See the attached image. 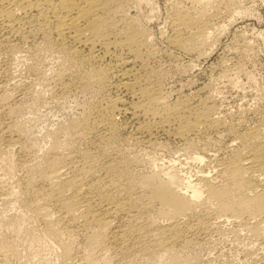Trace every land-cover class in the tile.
I'll use <instances>...</instances> for the list:
<instances>
[{
    "label": "bare ground",
    "instance_id": "obj_1",
    "mask_svg": "<svg viewBox=\"0 0 264 264\" xmlns=\"http://www.w3.org/2000/svg\"><path fill=\"white\" fill-rule=\"evenodd\" d=\"M196 1L200 4V2L206 0ZM123 3L124 0H0V49L4 48L5 50V48H9V50L17 52L15 49H23L22 47L26 45L24 43H30L31 41L33 45H35L33 41L37 43L35 46L42 45L48 47L47 51L49 48L57 47L60 52L59 54L62 55L59 58L62 57V61L63 58L67 61V66H63L60 69V71L62 70L59 72L60 78H63L64 75L65 77H69L68 79H75L82 87L96 85L103 88L106 85H111V87L113 85L119 90L122 89L121 93L116 92L118 94H113L110 97L107 96L108 98L105 103L102 106L100 104L101 107L99 108L97 105L96 110H94L95 103L92 106L89 103L90 105H87L86 108H84V103V112L80 117L78 116V119L73 118L75 120H69V125L68 122L67 125L63 123L64 125L61 124L58 129H56V125L55 129L53 127V130L50 129L49 132H46L49 137L47 139L49 143L47 141L48 145L46 148H41L43 151L39 155H35V158L23 159L21 166L25 168L24 176L19 178V180L16 179L17 181L14 184L10 183L9 187L0 185V199H6L9 195L11 197L14 194V199L21 201L20 203L23 205L22 212L25 214L30 212L33 221L39 220L42 222L41 226H38L35 222L33 224H25V231L29 237H50L55 239L62 248V251H60L62 264H97L98 260L95 258V252L97 251L103 252L105 250L108 251V249L118 248L119 251L125 253L133 251V254H135V250L140 252L143 248H148L149 246H154L155 252L158 251L160 253V256L157 254L159 256L157 259L156 257L154 258V260L156 259L155 264H177L181 263V261L185 262V264H190L191 261L189 262V259L180 257V253H178L180 250H175L174 245L178 240L189 241L191 238H189L188 232L191 231L192 227L200 225L204 219H207L211 210L216 212L218 217H222L224 221L237 220L240 225L246 226L252 231L253 235L256 234L257 237H259L258 235L263 236L264 131L262 127L264 124L262 122V127L255 124L248 127L242 133L239 132L240 134L236 133L235 139L239 143V148L235 150V153L232 152L233 156L231 155L232 157L228 158V161L225 160L222 170H219L217 174H210L211 172L202 169L196 180L191 175L183 173V170L176 167V164L173 163L171 166L159 164L161 165L160 168L158 165L157 168H152L153 170L149 173H144L140 178L139 174L138 178L134 179L135 176H133L134 178L132 177V169H130L131 160L127 156L129 153L126 155L123 151L120 152L118 151L119 149L113 148L114 142L119 141L117 139L120 137V132L128 131L126 121V123L117 122L116 115H119V113L129 112L133 117L144 118V120L142 119L143 121H138L134 129L132 128V130L121 137V140L126 145L133 142L134 144L137 142L136 145H138L139 141H143L146 136L151 138L158 130H163L167 135H175L186 140L191 138L193 134L195 135L197 132L203 130L224 131L227 129L225 132H228V129L231 131L234 125L232 122L228 123V120L224 121L225 119H222L223 115V117L212 116L207 105L203 107V105L200 106L198 103H193L190 97L191 93H189L191 94L190 96L175 100L176 102L167 103L166 101H162L163 99L161 100L160 92L158 93V90L154 86L152 87L146 81L145 83L142 82V75L139 74L138 68L139 63L138 67L136 63L138 61L143 63L151 50H145L148 44L144 46V39L148 34L147 30L145 31V29L137 27L138 25L136 26L133 23L135 22L134 20L132 22L125 21V23L124 20L128 19L123 18L124 20L120 23L125 24V28H123L125 29V35L121 38L120 36L116 37L114 34L112 35V32L121 29L115 26V23L118 22L115 21L116 18L112 19L114 18L112 13L115 14L121 10L124 6ZM207 10L209 9L201 8L198 12L196 11L197 13L194 12L196 14L189 13L188 11L178 12L175 19L177 20L179 25L177 27L179 29L177 28V33L171 38L172 42L177 43L178 46L182 45L190 48L199 44L203 45L204 41H208L212 37L210 28L213 27L214 23H211L210 16L212 15L208 14ZM118 13L122 14L123 11ZM119 16L121 17V15ZM176 20L174 21L176 22ZM115 27L118 29L114 30ZM118 49L124 51L120 52ZM117 50L119 52L114 53ZM52 53L54 52L52 51ZM112 53L115 54L113 60H107L108 62L103 65L99 64V67L94 66L96 61L105 58L107 55L111 56ZM84 65L87 68L82 70V66ZM40 68L42 69V67ZM66 80L64 79V82ZM7 82L5 78L0 77V112H4L10 116L9 121L0 123V142L2 141V136H8H6L5 145L3 146V143L0 146V158L5 160L7 158L9 160V150L23 139H20L21 124L16 117L17 113L14 114L18 112V109L20 112L22 99L12 97L13 94L11 95V92L7 89L10 83L8 82V84ZM67 83L69 84L70 82L66 81L65 84L67 85ZM64 85L63 87L66 89ZM90 87H87V90ZM100 88L98 89L100 90ZM84 89L83 92L85 91ZM88 92L91 91L89 90ZM42 93L41 96L43 97L45 94L43 93L44 95H42ZM126 96H130L131 99H128ZM41 99L44 100L43 98ZM42 100L40 101L41 105H43ZM28 102L30 103V101H27V104ZM31 103L35 105V102ZM38 105L40 106V104ZM156 116H160L162 119L159 123L157 122L158 125L154 122L156 126L154 123L145 120ZM119 121L121 122V120ZM20 122L23 124L24 120L22 121L21 119ZM221 133L223 134V132ZM75 135L80 138H90L95 150L79 145L81 143L74 139ZM73 139L76 143H79V146L74 144L75 141L73 142ZM88 140L87 142L90 141ZM191 142L193 141H189L188 145H192ZM231 142L233 143V141ZM83 143L85 142L83 141ZM159 144L161 145V143ZM124 147L130 148L128 145H124ZM188 147L191 146L189 145ZM195 153L194 157H190L198 161L202 160L203 162L206 154L204 155L199 151ZM213 155L215 154L213 153ZM3 167L9 172L15 168L13 161L3 165ZM12 197L11 199H13ZM8 200L10 201L9 198ZM1 210L0 225L6 224L13 229H18L23 222L21 220L22 216L18 218L17 216L16 218L13 217L14 219L12 220L11 217L10 221H7L6 217H4L5 215H3L4 212L2 214ZM152 211H155L154 213L156 214H152ZM54 213L57 216L54 217ZM162 219L165 222H162ZM76 228L79 230L78 232L84 235L87 241V244L85 243L87 247H83V250L80 249L82 251L80 253L74 252L70 243L71 240L68 241V238L66 240V237H63L65 236V232H67L65 234H73ZM242 230L240 226V231ZM70 236L72 237V235ZM142 240H147L148 244L146 247L143 246L145 243ZM140 241L144 243L141 247H139ZM0 249L14 252L15 248L13 243L3 239L0 241Z\"/></svg>",
    "mask_w": 264,
    "mask_h": 264
},
{
    "label": "rangeland",
    "instance_id": "obj_2",
    "mask_svg": "<svg viewBox=\"0 0 264 264\" xmlns=\"http://www.w3.org/2000/svg\"><path fill=\"white\" fill-rule=\"evenodd\" d=\"M135 1L124 0L123 3L124 6L122 7L123 9L121 8V10L118 11V12L123 11L122 13L123 15L121 13L116 12L115 13L116 17H115V14L112 13V16H114V18L112 19L116 18L117 20L115 19V21L118 22L115 23V26H117L119 29L120 28L122 29V30L121 29L116 30L118 28L115 27L114 30L116 31L113 30L114 32H112V35L114 34V36L116 37L120 36V38L125 35V29H123L125 28L124 26L125 24L120 23L124 19H128V20H124V22L125 21L132 22L134 20L135 22L133 23H135L136 26L138 25L137 27L143 28L145 29V31L147 30L148 34L146 33L147 37H145L144 39L145 45L144 44L143 45L146 46L148 44L147 45L148 47L146 46L145 50L146 49L147 51L150 49L151 50L149 51V54L147 58H145L143 63L142 62L140 63L139 61L136 63L137 67L139 63L138 68L140 72L139 74L142 75V79H143L142 82L145 83L146 81V83H149V85H151L152 87L154 86V88L158 90V93L160 92L159 95L161 100L163 99L162 101H166L167 103H173L175 100L177 101L179 99L184 98L185 96H190L192 94L190 97L193 103H198L200 104V106L203 105V107L207 105L211 111L212 116L214 117L224 116L222 118L225 119L224 121L228 120L227 121L228 123L232 122L234 125L232 124L233 128L231 129V131L228 129V132H225L227 131V129H225L224 131L203 130L204 133L203 131H199L195 135L193 134L191 138H188L189 140L188 139L185 140V138L183 139L175 135H169V134L167 135L165 132H163V130H158L157 133L155 132L153 136H151V138L148 136L149 137L148 139V137L146 136L143 141L141 140L142 142L139 141L138 145H136L137 142H135V144L134 142L131 144L127 143V145L130 146L129 148V147H124V145L125 146L127 145L121 140V137L127 134V132H129L130 130H132V128L134 129V127L138 124V121H143L144 118L133 117L132 114L129 112L119 113V115L118 114L116 115L117 122L118 123L127 122L126 124L128 131L120 132L119 134L120 137H118L117 139L119 141L114 142L113 148L116 150L119 149L118 151L120 152L123 151V153H126V155L129 153L127 156L131 160L130 169H132L131 170L132 177L135 176V178L133 177L134 179H137L138 178L137 176H139V174H140L139 176L140 178L141 175L142 176L144 175V173L145 174L149 173L151 170L155 169V167L157 168L159 164L163 166L165 165L171 166L173 164H176L175 166L181 168L183 170V173H186L187 175H191L192 178H194L195 180L197 179L196 177H198V174L201 173L202 169L211 172L210 174H215V173L217 174L219 170H222L224 166L223 164H225V160L228 161L233 156V153L236 152L235 150L239 148V143L235 139L237 134L242 133L252 125L256 124L261 126L264 124V117H263L264 116V0H206L200 2V4L196 0H139V1L135 0ZM207 6L208 8H206ZM201 8L209 9L207 10V12L208 14L212 15L210 16V21L211 23H214L212 25L213 27L210 28V30L212 31L211 34L212 37L208 39L209 42L204 41L205 43H202L203 45L199 44L200 46L196 45L190 48L184 47L182 45L178 46L177 43L172 42L173 40L171 38H173V35L177 33L178 31L177 28L179 27L177 20L175 19L178 12L188 11L189 13L191 12L192 14H196L199 10H201ZM216 12H218L219 14ZM119 15H121V17ZM174 20H176V22ZM117 32L119 33L116 34ZM33 43L35 45L37 44L35 41H33ZM24 45L25 46L22 47L23 49L20 50L15 49L17 52H15L14 50H9V48L8 49L5 48V50L4 48L0 49L1 50L0 77L5 78L10 83L9 84L7 82L9 84V86H7V89L9 90V92H11V95L13 94L12 97L15 99L17 98L22 99L20 112L18 109L19 114L18 112H15L14 114L17 113L16 117L18 118L19 123L21 124L20 127L22 129L20 130L21 132L23 131L22 132L23 134L20 132L21 134L20 139L22 138L23 139L20 140L14 147H12L11 150H9L10 151L8 154V156H10L9 160L8 158L6 160L0 158V168H1L0 181L2 180L0 182L1 183L0 185L3 187L4 186L9 187L10 183L14 184L15 181L19 180V178L24 176L25 168L21 166L23 159L33 158V157L35 158L37 154L39 155L43 151L41 148L44 147L46 148V146L49 143V140H47L49 139V137L47 136L46 132H49L50 129L51 130L55 129L56 127H57L56 129H58L59 126L63 123L67 125L68 122L69 125L70 121L78 119V116L80 117V115H82V113L84 112V108H86L87 105L91 104L92 106L95 103L94 110H96V106L98 105L97 106L98 108L101 107L105 103L108 97H110L113 94L114 95L118 94L116 92L119 93L122 92L121 91L122 89L119 90L116 86L113 85L112 87L111 85H106L105 87H103L104 89L97 87L96 85H90L91 87L87 86L90 87L87 90V87L83 86L85 88L84 89L82 85L79 84V82H77V80L68 79L69 77L66 76L67 77L66 78L63 75V78L65 80L67 79L66 80L67 82H70L69 84L67 83L66 85L65 84L66 81L64 82V79L59 77V72L62 71V70L60 71V69H62L63 66L64 67L67 66V61H65L64 58L62 61V57L59 58V56L62 55L59 54L60 52L57 47H55L56 49L49 48L51 50L48 49L47 51L48 47L42 45L35 46L32 44V41L30 43H24ZM144 46H143V50H144ZM41 47H43L42 48L44 49L43 51ZM118 50L120 52L124 51L122 49H118ZM118 50L114 53L119 52ZM52 51L54 53H52ZM114 53H112L111 56L107 55L105 58H103L106 61H104L103 59H101L103 62L101 60L96 61L94 66L99 67L100 65H103L104 63L108 62L107 60L109 61L113 60V58L115 57ZM147 59L149 63L147 62ZM46 64L48 67L46 66ZM59 65L61 66L59 67ZM40 67H42L43 70ZM82 67H83L82 70H85L87 68V66L85 67V65ZM150 73L152 76L150 75ZM9 79L11 80V82ZM74 84H76L80 88L78 89V87ZM63 85L66 86V89L65 87H63ZM73 85L76 86V88H74ZM69 87L71 88L69 89ZM98 88H100V90ZM83 89L86 92L85 91L83 92ZM89 90L91 92L93 90V92L92 93L88 92ZM41 91L42 92L44 91L43 93L45 95ZM41 93L42 95H44L43 97L41 96ZM126 97L128 99H131L130 96L129 97L126 96ZM41 98H43L44 100H42ZM24 100L30 101V103L35 102V105L34 103L30 104L29 102L28 105L27 101L25 102ZM41 100L43 105H41L40 102ZM84 103H85V107H84ZM38 104H40V106ZM21 107L22 108L26 107L27 109L23 108L22 110ZM9 117H10L9 114L0 112V123L9 121L10 120ZM21 119L22 121L24 120L23 124L22 122H20ZM118 119L121 120V122ZM145 120L148 122L150 121V123L156 122V125H158L157 122L159 123V121H161L162 119L160 118V116H156L154 118L151 117ZM23 128L26 130L24 131ZM262 128L264 131V125ZM221 132H223V134ZM6 136L7 135L1 137L2 141L0 142V146H2L3 143H4L3 146L5 145V140L8 137ZM76 136L77 135L74 136V139L81 144H79L78 142L76 143V141L73 139V142L75 141L74 142L75 145L77 146L81 145L82 147L85 146L89 149L95 150V148H93L92 146L93 144L90 138L88 137L80 138ZM44 138L46 139V141ZM82 140L86 144L83 143ZM87 140L89 142H87ZM189 141H193L191 142L192 145L189 144L191 147H188ZM231 141H233V143ZM201 142L202 144H200ZM36 143H39L40 145ZM159 143H161V145ZM193 144L195 145L197 144V146ZM131 145L132 146L135 145V146L132 147ZM22 151L24 152V154ZM198 151L200 153H203L204 155L206 154L203 158L204 159L203 162L202 160L198 161L193 159L194 153L195 152L197 153ZM10 153L11 154L13 153L12 154L13 157H11L12 155ZM213 153L216 156L213 155ZM137 158L140 160H138ZM10 161L11 162L13 161V165L15 168L13 171L9 172L4 169L3 165L9 164ZM16 163H18L19 165ZM150 165L153 167H151ZM161 165H159L158 167L160 168ZM213 168H215L216 170ZM13 195H11V197ZM11 197L10 195L8 196L10 201L8 200V198H6L7 200L2 199L3 201L0 199V208L2 209L0 210L2 214L4 212L3 215H5L4 217H6L7 221H10L11 217L12 220L16 218V216L17 218L19 216H22L21 220H23V222L21 221L22 224L18 227V229H13L6 224L0 225V241H2L3 239L8 240L9 242L13 243L15 248L14 252L11 250L6 251V249L4 250L0 249V253H1L0 257L2 256L0 258L1 260L0 264H62L63 262L60 253V251H62V248L60 247L59 243H57L55 239H52L50 237H44V238L29 237L27 232L25 231V224H29V223L33 224L35 222L38 226H41L42 222L39 220L33 221L31 217L32 214L30 212L27 214L23 213L22 212L23 205L22 203H20L21 201H17L16 199H14L15 196L12 197L13 199H11ZM154 212L155 211H152V214H156ZM55 216H57L56 213H54V217ZM221 218L220 216L219 217L217 216L216 212L211 210V212L209 213V217L207 219H204V221L200 225H196L192 227L193 230L191 229V231L188 232V234L190 235L189 238H191L192 240L191 239L189 241L178 240L177 243H175L174 248L175 250L178 249L181 251V252L178 251V253H180V257L189 259V262L191 261L190 264H207V263L208 264H225V263L226 264H245V263L264 264V238H263L264 235L263 236L258 235L259 237H257V235L256 234L253 235V232L250 231L246 226L240 225L239 221L237 220L224 221V219L222 218L221 220ZM162 222L165 221L162 219ZM240 226H241V230L244 228L243 229L244 231L243 230L240 231ZM201 227L206 230H203ZM78 231L79 230L76 228L75 230L76 233L74 232L73 234L72 233L65 234L67 233L65 232L64 233L65 236L63 237L64 238L66 237L65 238L66 240L69 239L68 241L71 240L70 243L74 252L76 251L77 253H80L82 252L80 251V249L83 250L84 249L83 247H87L86 245L87 241L84 235ZM70 235H72L73 238ZM142 241H140L141 244L139 242L140 246L138 243L137 245L141 247V245L144 244L143 246L146 247L148 244L146 242L147 240H142ZM149 247L151 248L149 249ZM149 247L148 248L146 247L147 249L143 248L142 251L145 253L144 255L142 251L138 252V250H135L136 252L134 251L135 254H133V251L125 253L119 251L118 248L117 249L112 248V249H108V251L105 250L103 252L102 251L95 252L96 254L95 258L96 260H98L99 264H153L154 262H156L157 257L160 256L159 255L160 253H158L157 248H156L157 252H155L154 246H149ZM151 251L152 253L154 252L155 253L152 254ZM105 253L107 256L104 255ZM150 254L152 257L150 256ZM101 255H102V259H101ZM135 255H136L135 258L136 260L134 259ZM153 255L155 256L153 257ZM155 257L156 259L154 260ZM99 260L101 263L99 262ZM181 263L185 264V262L183 261H181ZM181 263L179 262L177 264H181Z\"/></svg>",
    "mask_w": 264,
    "mask_h": 264
}]
</instances>
